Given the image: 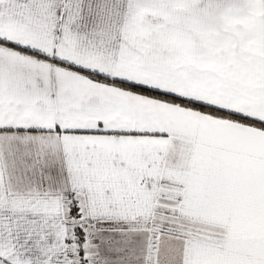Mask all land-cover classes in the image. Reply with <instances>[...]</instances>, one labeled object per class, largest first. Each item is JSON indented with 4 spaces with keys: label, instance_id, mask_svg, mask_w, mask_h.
Wrapping results in <instances>:
<instances>
[{
    "label": "snow or ice",
    "instance_id": "1",
    "mask_svg": "<svg viewBox=\"0 0 264 264\" xmlns=\"http://www.w3.org/2000/svg\"><path fill=\"white\" fill-rule=\"evenodd\" d=\"M0 264H264V0H0Z\"/></svg>",
    "mask_w": 264,
    "mask_h": 264
}]
</instances>
